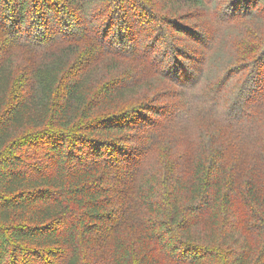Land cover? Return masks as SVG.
I'll use <instances>...</instances> for the list:
<instances>
[{"label":"trees","instance_id":"obj_1","mask_svg":"<svg viewBox=\"0 0 264 264\" xmlns=\"http://www.w3.org/2000/svg\"><path fill=\"white\" fill-rule=\"evenodd\" d=\"M123 1L0 0V264H264L258 170L233 174L225 156L199 150L186 172L143 171L124 195L123 147L149 119L123 108L150 81L105 82L97 66L74 68L78 36L52 46L23 32L36 15L54 25L59 6L98 24ZM159 1L178 39L196 34L204 0ZM247 1L251 14L264 8ZM19 46L42 53L23 67Z\"/></svg>","mask_w":264,"mask_h":264},{"label":"rangeland","instance_id":"obj_2","mask_svg":"<svg viewBox=\"0 0 264 264\" xmlns=\"http://www.w3.org/2000/svg\"><path fill=\"white\" fill-rule=\"evenodd\" d=\"M204 1L192 12V39L177 38L174 20L159 0H124V8H107L109 14L98 24L92 21L97 14L85 22L59 6L50 18L54 25L36 15L23 30H32L41 45L56 46L78 36L82 54L74 68L97 66L105 82L150 81L123 108L134 106L149 119L137 140L123 147L127 161L119 175L128 197L143 171L155 170L168 180L186 172L199 150L211 160L225 156L233 174L248 177L258 170L264 178V8L251 14L247 0ZM30 46L14 50L20 66L42 53ZM112 64L118 70L110 73ZM155 108L158 115L152 114Z\"/></svg>","mask_w":264,"mask_h":264}]
</instances>
